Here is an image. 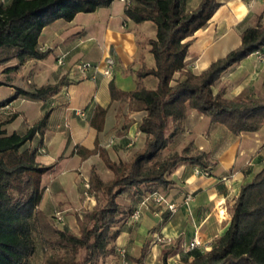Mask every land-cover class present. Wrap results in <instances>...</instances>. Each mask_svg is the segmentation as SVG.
Masks as SVG:
<instances>
[{"label":"crops","instance_id":"1","mask_svg":"<svg viewBox=\"0 0 264 264\" xmlns=\"http://www.w3.org/2000/svg\"><path fill=\"white\" fill-rule=\"evenodd\" d=\"M200 3L201 0H188L187 10L196 9ZM218 3L220 6L207 26L194 34V43L186 58L187 70L196 75L238 48L242 32L256 26L264 11V0H218ZM125 8V2L115 0L110 7L95 13L78 14L71 22L58 20L46 27L39 39L40 49L49 52L45 60H30L22 68L18 67L16 59L0 65V103L9 101L0 107V127L7 135L26 134L46 111L52 110L42 140L36 136L28 146L39 147L36 157L39 165L53 167L42 178L44 194L40 209L50 219L55 213H61L64 225L70 226L73 221L77 223V217L82 218L81 215L74 217L72 211L80 195V177L89 184L90 172L95 168L100 177L107 172L112 178L99 153L86 156L85 151L93 152L98 143L111 160L123 163L129 162L135 154L125 160L127 152L123 149L128 141L122 140V130L112 134L119 124L120 106L112 104L109 85L113 80L119 90L132 92L139 80L137 72L144 66L154 67L149 41L156 38V26L152 22L133 23L125 15ZM255 55H250L217 82L220 83L218 92L227 94L233 90V97L225 98L232 99L264 82V67H257ZM62 57L63 63L59 65L58 58ZM109 57L114 61V70L112 76L106 78L101 72ZM84 62L97 66L98 72H81L78 66ZM194 64L197 69L193 68ZM175 77L177 80L182 75L178 73ZM61 79L65 84L60 92L43 101L15 97L17 90L36 93L41 87L57 84ZM144 84H152L149 89L154 90L157 80L150 76L144 79ZM97 106L108 110L102 132L89 124ZM128 113V119L136 114L144 116L143 112L128 110ZM139 125L132 126L125 135L131 141L130 147L142 139L144 144ZM168 150L174 155L203 152L210 166L201 168L180 163L168 175L172 185L167 191L161 187L149 189L163 195L167 204L152 200L138 222H119L118 236L112 241L115 253L99 259L96 264H122L119 249L126 250L128 264H163L166 255L168 264L176 261L180 264L192 260L187 246L194 238L209 247L227 230L231 208L241 187L251 182L264 167V127L257 133L236 136L188 108L184 130ZM197 169L206 170L208 176L196 174ZM71 175H75L73 180H70ZM145 191L143 189V194ZM146 195L138 200L137 195L125 194L118 202L127 212L140 206ZM189 196L192 200L187 202ZM168 204L175 205L176 212H170ZM156 235L169 242L155 243Z\"/></svg>","mask_w":264,"mask_h":264},{"label":"trees","instance_id":"2","mask_svg":"<svg viewBox=\"0 0 264 264\" xmlns=\"http://www.w3.org/2000/svg\"><path fill=\"white\" fill-rule=\"evenodd\" d=\"M115 0H8L0 3V65L16 59L18 67L30 60H45L49 52L39 46L42 31L58 20L71 22L78 14L95 13L110 7ZM188 0H127L125 15L135 24L152 22L156 38L149 41L154 67L137 72V87L132 92L119 90L110 82L112 104L132 112H143L139 125L144 144L129 162H116L97 143L93 152L104 160L112 178L105 182L96 169L89 175V190L96 202L83 217H77L78 236L68 228L55 225L40 209L44 189L42 178L52 166L36 162L39 147H29L36 136L43 138L52 114L48 110L24 135L7 133L0 127V264H32L37 245L45 264H96L112 255V241L118 236L117 225L134 210L125 211L118 202L129 194L138 196L161 187L167 191L172 182L168 175L180 163L209 168L203 152L164 156L173 140L184 130L187 110L191 108L214 125H221L236 136L257 133L264 127V97L257 98L243 91L227 99L214 92L222 75L250 55L264 51V24L246 28L240 46L212 63L196 75L187 70L186 58L194 43V34L205 28L219 8L218 0H201L199 6L187 10ZM180 73L181 78L175 79ZM157 80L156 89H149L144 79ZM41 87L36 93L17 90L24 96L43 101L58 94L64 86ZM2 84H0L1 86ZM13 97V99H15ZM7 102L0 103V107ZM119 110V111H120ZM107 109L95 107L90 126L102 132ZM172 128V132L169 130ZM42 140V139H41ZM143 189L146 191L143 194ZM63 251V256L57 251ZM83 253L81 260L76 259ZM191 261L180 264H264V167L254 179L241 187L231 208L230 224L205 252H188ZM144 255L147 251L144 249ZM167 263V255L163 260Z\"/></svg>","mask_w":264,"mask_h":264},{"label":"rangeland","instance_id":"3","mask_svg":"<svg viewBox=\"0 0 264 264\" xmlns=\"http://www.w3.org/2000/svg\"><path fill=\"white\" fill-rule=\"evenodd\" d=\"M258 23L264 24V11L262 13V16L259 17V20L256 22L255 25H257ZM254 57H255V61H256L257 67L258 68L259 67L260 68L264 67V52H260L259 55H255ZM226 78L227 77H225L224 80H226ZM147 87L148 88H152V84L151 85L147 84ZM219 88H220V83H217L215 88H214V92L215 93L218 92L220 90ZM248 89H249L250 93L253 92V93H251V94H253V96L256 95L258 98L264 97V82H262V84L261 83L258 84L257 88L256 87H251V88H248ZM223 95L225 97L227 96L228 98H230V97H233L234 92L232 90V92H230V93L227 92V94L224 93ZM116 110H117V108L115 109V111ZM119 110H120V108H119ZM119 110H118V114L120 115L119 119H118L119 120V124L117 125V127L114 128L115 130H114V132H112V134L119 133L122 130V133L120 134V136H124L122 140L123 141H128V144L125 145V149H123V150H125V153L127 152L126 153V158H125V160H126L132 155V153L136 152L137 149L141 148V146L143 144V139H142L141 142L139 141V143H135V145H132L130 147L128 145L131 143V141H129L127 138H125V135H127L131 131L132 126L136 127L137 125H139L140 119L143 117V115L142 114H136L133 117H131L130 119H128L129 118L128 114L130 112L128 113V110L126 108L121 109L120 111ZM83 118H86V117H83ZM113 118H115V117H113ZM169 132L170 133L172 132V128L169 130ZM132 144H134V143H132ZM134 146H136V149H134ZM173 155H174V152L172 150H167V151L164 152V156H173ZM74 176L75 175H71V179L70 180H73ZM101 177H102L103 181L107 182V181L110 180L111 174H109L107 172H104L103 175H101ZM86 178H88V177H86ZM80 179H81L80 189H79L80 190L79 191L80 195H79V198H78V200L76 202V207L73 208V210H72L74 217H77L78 215H81L83 217V214L86 211L91 210L96 204V202L94 200V197H93V194L89 190L88 182L84 181L83 177H80ZM70 184L73 185L72 182ZM71 185H69V186L71 187ZM69 191H71V190L69 189ZM120 199H119V202H121ZM62 217H63V215H62ZM65 222H66V220H65ZM54 223H55V220H54ZM60 227H64V228H68V229L70 227L69 230L71 232H73L77 236L79 235L78 234L79 229L77 227V223L74 222V221L71 223L70 226L64 225V218H63V225H61ZM57 253L59 255H61V256H63V254H64L63 251H59V250L57 251ZM82 257H83V253H78L76 255V259L77 260H81ZM178 263L179 262L177 261L176 263L174 262L173 264H178ZM32 264H45L44 258H43V253H42V251H41V249L39 248L38 245L36 247V252H35V254H34L33 258H32Z\"/></svg>","mask_w":264,"mask_h":264},{"label":"built area","instance_id":"4","mask_svg":"<svg viewBox=\"0 0 264 264\" xmlns=\"http://www.w3.org/2000/svg\"><path fill=\"white\" fill-rule=\"evenodd\" d=\"M122 2H127V0H120ZM0 3L5 5L8 3V0H0ZM256 55H259L260 52L255 53ZM63 63V57L62 58H58V64L61 65ZM79 70L83 73H87L90 71H94V72H98V67L92 65L91 63L88 62H84L82 64H80L79 66ZM193 68L197 69V65L194 64ZM113 70H114V61L113 59H111L110 57L107 58L104 62V67H103V71L101 72L104 76L107 77H111L113 74ZM95 77V75L92 76V78ZM139 135V134H138ZM136 140V138L134 139ZM196 174L199 175H205L208 176V172L206 170L203 169H197L196 170ZM89 187V185H88ZM156 202L157 204H167L166 199L164 198L163 195L159 194L158 192H151L148 193L143 200L140 203V206L136 207L134 209V211L131 213V215L129 216V218L127 219V222L130 224L136 223L140 220L141 216H142V212L145 208L149 207V202L152 201ZM192 200V197L189 196L187 198V202H190ZM168 209L170 212L174 213L176 212V207L173 204H168L167 205ZM54 220L56 225L61 226L63 225V217L61 215V213H55L54 216ZM155 243H161V244H165L167 242H169V240H167L166 238H163L161 236L156 235L155 236ZM208 246L202 242L201 240L194 238L189 245L187 246V251H193V250H199L201 252H205L207 250ZM126 250L125 249H119L118 250V255L121 259V263L122 264H128L127 260H126ZM177 262V261H176Z\"/></svg>","mask_w":264,"mask_h":264}]
</instances>
